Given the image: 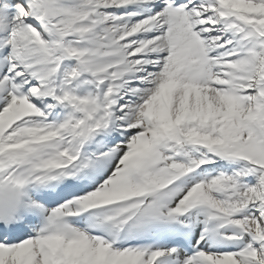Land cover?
<instances>
[{
	"label": "snow or ice",
	"instance_id": "6c2138e0",
	"mask_svg": "<svg viewBox=\"0 0 264 264\" xmlns=\"http://www.w3.org/2000/svg\"><path fill=\"white\" fill-rule=\"evenodd\" d=\"M0 264H264V0H0Z\"/></svg>",
	"mask_w": 264,
	"mask_h": 264
}]
</instances>
